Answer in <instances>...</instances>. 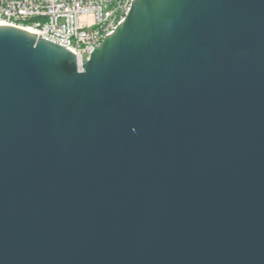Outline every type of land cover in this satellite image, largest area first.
Returning <instances> with one entry per match:
<instances>
[{
  "label": "water",
  "instance_id": "95a60500",
  "mask_svg": "<svg viewBox=\"0 0 264 264\" xmlns=\"http://www.w3.org/2000/svg\"><path fill=\"white\" fill-rule=\"evenodd\" d=\"M0 264H264V0H134L81 71L0 25Z\"/></svg>",
  "mask_w": 264,
  "mask_h": 264
},
{
  "label": "built area",
  "instance_id": "2783aa9c",
  "mask_svg": "<svg viewBox=\"0 0 264 264\" xmlns=\"http://www.w3.org/2000/svg\"><path fill=\"white\" fill-rule=\"evenodd\" d=\"M134 0H0V24L70 51L78 70L124 21Z\"/></svg>",
  "mask_w": 264,
  "mask_h": 264
},
{
  "label": "bare ground",
  "instance_id": "6f19581e",
  "mask_svg": "<svg viewBox=\"0 0 264 264\" xmlns=\"http://www.w3.org/2000/svg\"><path fill=\"white\" fill-rule=\"evenodd\" d=\"M0 25H3V24H0ZM28 32L32 33V34H35L33 31L29 30V29H26Z\"/></svg>",
  "mask_w": 264,
  "mask_h": 264
}]
</instances>
